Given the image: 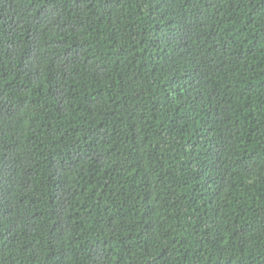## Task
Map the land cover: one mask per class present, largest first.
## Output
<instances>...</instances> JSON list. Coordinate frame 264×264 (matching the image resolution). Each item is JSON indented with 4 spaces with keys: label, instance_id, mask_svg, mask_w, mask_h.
Masks as SVG:
<instances>
[{
    "label": "trees",
    "instance_id": "1",
    "mask_svg": "<svg viewBox=\"0 0 264 264\" xmlns=\"http://www.w3.org/2000/svg\"><path fill=\"white\" fill-rule=\"evenodd\" d=\"M0 264H264V0H0Z\"/></svg>",
    "mask_w": 264,
    "mask_h": 264
}]
</instances>
